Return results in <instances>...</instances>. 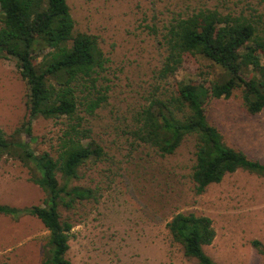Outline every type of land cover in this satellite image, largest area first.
I'll return each mask as SVG.
<instances>
[{
	"label": "rangeland",
	"instance_id": "obj_1",
	"mask_svg": "<svg viewBox=\"0 0 264 264\" xmlns=\"http://www.w3.org/2000/svg\"><path fill=\"white\" fill-rule=\"evenodd\" d=\"M76 30L100 38L110 58L106 105L90 122L106 157L81 169L76 184L97 192V199L62 210L73 229L72 264H199L173 241L167 223L178 213L212 219L216 238L205 252L218 264H264L252 241L264 244V177L239 170L195 194L190 178L194 148L186 142L174 156L161 158L132 146L123 135L125 119L144 104L165 57L162 34L174 18L200 8L223 13L264 12L263 0H66ZM212 64L187 56L176 79H211ZM27 85L16 62L0 58V127L7 136L27 116ZM209 122L225 142L264 163V112H247L241 90L213 99ZM62 123L39 117L32 123V147L42 153L56 144ZM42 189L28 170L0 158V204L28 207L42 203ZM49 232L34 217L0 215V264H42Z\"/></svg>",
	"mask_w": 264,
	"mask_h": 264
},
{
	"label": "trees",
	"instance_id": "obj_2",
	"mask_svg": "<svg viewBox=\"0 0 264 264\" xmlns=\"http://www.w3.org/2000/svg\"><path fill=\"white\" fill-rule=\"evenodd\" d=\"M164 30L162 65L144 104L125 119L123 135L136 149L161 158L174 156L191 141L190 178L197 195L239 170L264 177V163L229 146L207 116L213 99L229 98L236 90L249 114L264 112V12L200 8L176 16ZM187 56L219 72L200 82L172 83ZM0 58L14 60L27 85L26 119L9 137L0 127V158L18 160L45 195L39 205L0 204V215L40 220L49 232L42 264H72L73 225L62 210L97 199L96 190L76 182L82 168L106 157L90 120L108 101L110 58L98 36L76 30L66 0H0ZM39 117L62 123L56 144L42 153L32 147L37 141L32 123ZM166 227L187 258L218 264L205 252L216 238L210 217L178 213ZM252 246L264 261V244L254 240Z\"/></svg>",
	"mask_w": 264,
	"mask_h": 264
}]
</instances>
